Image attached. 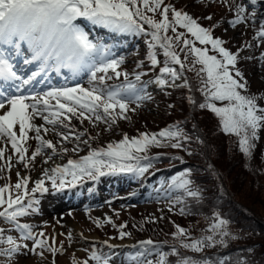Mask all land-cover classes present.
<instances>
[{
    "label": "snow or ice",
    "instance_id": "obj_1",
    "mask_svg": "<svg viewBox=\"0 0 264 264\" xmlns=\"http://www.w3.org/2000/svg\"><path fill=\"white\" fill-rule=\"evenodd\" d=\"M250 3L254 5L257 0H250ZM246 11L244 4H238L236 19L229 23L235 26L254 17V13L246 16ZM147 13L153 15L149 16ZM157 13L160 16L159 20L155 19ZM78 21H86L115 34L144 33L150 36L147 58L151 66L155 68L158 63L154 51L156 48L162 49L165 57V64L160 68V75L155 81L161 86L166 83L163 78L165 76L171 77L174 86L175 81L181 78L185 64L174 48L182 45L180 51L185 52V60L191 55L192 64L202 66L197 74H206V77L201 76L203 87L200 91L204 96V102L199 103V108L207 109L219 117L223 132L235 135L240 151L246 156L250 155L253 147L251 141L257 138L259 128L264 126V108L258 107L255 97L241 94L240 90L246 89V84L234 78L235 76L243 79L241 72L236 68L238 53H230L222 47L224 42L219 38H213L210 30L201 27L192 16L172 8L171 5H165L164 0H0V140L5 144H11L13 155L17 156V162L22 163L24 168L27 169L29 163L40 156L43 149H51L53 154L56 153L54 143L41 135L42 131L46 135L49 129L33 122L37 117L42 119L45 125L50 124L53 127L57 123L68 127L64 121L70 123L73 116L89 122L95 120L115 123L117 119L127 118L125 114L129 103L146 98L140 94L143 88H138L136 83L129 80L128 73L118 71L123 58H112L111 47L91 40L89 33ZM145 24L150 31L145 30ZM177 27L185 29L186 33L195 39L186 38V34L178 32ZM169 30L174 35L169 36ZM254 38L264 40V23L260 25ZM196 41L200 45H210L211 51L218 53L222 59H218L217 55H209L208 47H195ZM24 47L30 58L25 57L23 63L37 66V70L31 71L27 76L18 74L13 63L22 55ZM261 60H264V55ZM169 64L179 65L180 72ZM62 70H67L72 79L87 73L89 87L77 85L53 88L43 93L35 90L36 85L43 83L49 72L60 75ZM191 70L193 69L189 68V71ZM143 74L137 73L135 81L139 82ZM121 76L124 77L123 84L106 83L113 77L119 80ZM181 86H189L186 78ZM216 101H227V104L217 107L214 103ZM188 102L195 104L191 97H188ZM29 132H35V136L30 137ZM56 134L62 140L69 139L67 133ZM80 135L83 133L76 136V139H79ZM29 139L37 142L30 156L27 155L26 146ZM181 139L187 140L188 137L179 125L169 126L158 133H141L136 138L125 135L118 143L91 150L87 156L79 160L70 159L64 166H57L50 171L45 170L43 177L35 182L30 192L29 177H20L14 186L5 184L0 187V208L3 209L0 210V219L10 224L14 231L19 232L22 240L32 241L33 247L29 249L30 251L36 253V250L40 249L38 253L40 255L43 251H49L55 256L62 252V249L54 246V237L52 244H49L43 232L34 235L31 225L19 222L20 218L28 215L30 211L36 212L34 205L39 201L31 194L39 192L43 195L48 191L45 187V178L51 182L53 189L59 191L66 183L74 185L84 176L96 179L107 173L116 172L143 174L152 164V160L146 155L149 148L165 146V141H175L168 146L179 149L182 147ZM0 160L5 161L4 167L11 169L12 157H5V148L2 147ZM141 160L148 163L141 165ZM133 161L135 163H132ZM44 162L47 163V160ZM0 171H3V168H0ZM17 175L19 176V173ZM189 175V172H184L174 177L169 188L182 189L187 196L198 198V191L190 188L192 182L187 178ZM67 176H71L72 179L66 181ZM13 187L16 190L15 196L11 192ZM181 214H184L183 209ZM213 220L208 229L211 233L209 235L192 239L186 229L176 226L173 237L179 241L181 248L193 253H200L205 248H213L218 244L227 247L226 237L236 239L227 230L229 222L219 215ZM95 223L97 227H101L100 220H96ZM103 223L111 224L112 221L106 217ZM124 227L125 225H120L121 229ZM126 235L128 233L120 231L121 239ZM68 238L71 239L70 234ZM21 247L27 245L18 244L12 235H5L4 229H0V256L10 260ZM153 248L157 249L155 264H169L170 255L180 257L175 247L170 252H160L152 240H145L140 242L131 259L135 264H154L153 260L147 259L153 255ZM89 259L95 264H112V257L109 254H98L96 251H92ZM225 259L220 260L219 264H225ZM73 264H88V261L74 260ZM176 264L211 262L206 259L197 261L185 256L178 258Z\"/></svg>",
    "mask_w": 264,
    "mask_h": 264
},
{
    "label": "rangeland",
    "instance_id": "obj_2",
    "mask_svg": "<svg viewBox=\"0 0 264 264\" xmlns=\"http://www.w3.org/2000/svg\"><path fill=\"white\" fill-rule=\"evenodd\" d=\"M233 2L236 3L237 0H233ZM164 3L165 5H171L176 10L187 13L194 19L203 16L208 6L207 0H164ZM242 3L247 9L245 15L251 16L254 13V17L246 19L236 27L229 23L235 14L230 9V15L225 19L221 18L223 29L220 28L218 32L222 31L223 38L229 40L230 44L241 45L242 52L238 56V60L241 58L242 63L240 65H242L241 67L246 73L244 77L242 75V80L234 76L240 83L243 81L246 84V89L241 94L255 97L257 104L264 105V60H261L262 55H264V51H262L264 49V40H259L257 44L255 39H252V30L261 23L258 18L260 12L257 8L259 7L264 11V0L262 2L257 0L255 6L248 4L250 0H243ZM172 35L174 34H170V36ZM123 42L119 41V43ZM130 43L135 45V49L130 50H133V54L130 57L140 59L141 54L145 52V41L131 38ZM259 45L261 47H258ZM181 47L182 45H178L174 48L185 64L180 81L178 80L180 88L176 93H173L172 98L165 105L159 106L155 94L160 86L150 95L143 93L147 89V82H155L157 76H159L157 66L152 69L151 77L146 78L147 75H141L143 81L137 87L143 88V92L140 94L146 98L135 102L134 104L136 105L129 107L130 109L125 114L126 119H117L115 123H106L95 120L89 122L73 116L70 123L69 121H64V124L68 125V127L57 123L55 128L50 129L46 135L43 131L41 132L44 139L51 140L54 143L56 153L52 154L51 152L52 155L45 156L42 152L40 156L29 163L27 169L23 167L22 163L12 159L10 161L12 167L9 170L4 167L5 161H2L0 168H3V171H0V186L5 184L14 186L20 177L26 176L29 177L28 186L32 188L35 186V182L43 177V174L37 177L36 173L44 168L45 160L49 164L58 162L59 166H64L68 160H79L87 156L90 150L98 149L105 143L116 141L125 135L129 138H135L141 133H157L180 122L179 127L188 139L180 140L182 147L179 149L168 146L175 141H165L164 145L166 149L170 147L172 150L186 155L189 164H191L190 174L192 177L190 180L192 187L193 190L198 191L199 197L193 198L190 206L188 205L189 200H186V204L182 207L164 208L152 207L151 205L148 206L150 208L121 211L115 217V225L120 227V225L124 224V229L131 236L149 235L165 239L167 240L166 242L175 245L169 248L170 252L173 247L177 248L176 246L179 243L173 237L176 226L186 229L192 239H199L202 236L211 234L208 229L211 223L214 222L213 218L219 215L229 222L227 230L236 239L226 237L227 247L221 246L217 248L218 244L214 248L217 250L237 248L229 253L236 258L231 262L232 264L240 263L244 261V258H246V262L249 261V263L255 264L258 260H261V256L264 257L262 254L264 248L259 246L263 242L264 231L260 229L258 224L253 223L250 218L245 216L246 213H244L243 209L255 210L262 215L264 214V209L259 205L264 204V131L258 130L257 138L251 141L253 147L250 155H244L239 149L238 138L235 135L223 132L219 117L207 109L199 108V103L204 102V96L200 92V88H202L201 76L206 77V74H197L201 65H193V57L189 59L188 56V59L185 60V52L180 51ZM133 62L131 59L125 60L123 61V66L128 68ZM189 68L193 70L189 71ZM135 72L143 73L144 69L138 70L136 68ZM185 78L189 82V86L195 88L190 96L195 101L194 105L188 102V98L183 97V93L189 87L181 86ZM79 86L89 87L88 82ZM48 90H51V88H43L37 92L43 93ZM215 104L217 107H223L227 102ZM43 125L48 127L50 124L45 125L43 123ZM54 130L60 133H67L69 139L62 140L57 134H52ZM80 133H83V135L76 139V136ZM32 144L33 139H29L26 145L28 147V156L31 155ZM47 150L50 151L51 149ZM5 155L11 156L10 153ZM49 157L51 158L49 159ZM17 173H19V176ZM256 185L262 187V192L260 191L259 194L256 192L259 191L256 190ZM49 186H51L50 181L45 178V187ZM12 190V195H15V188L13 187ZM147 195L153 196L154 193H148ZM41 204L48 208L51 203L43 201ZM97 208L99 207L96 206L94 211L87 214L82 211L74 212L71 215L62 214L59 224L56 225H54L55 220L50 219L48 216L46 220H49L48 227L51 230L45 232L44 236L46 238H55L56 232L68 237L70 234L71 239L68 238L69 245L80 251L78 244L81 237H95V233L88 230L92 228L91 220L98 219L102 222V225H106L108 223H103L104 219L107 217L111 220L114 210H116L112 205L100 209ZM181 209L185 211V216L181 215ZM44 211L48 213V211ZM73 224H75L77 229H74ZM241 246L243 247L241 248ZM136 250L134 247L130 257L120 256L116 259L117 264H133L134 261L131 257L135 255ZM40 251L33 256L21 254L14 255L10 260L4 258L3 263L53 264L51 253L43 251L42 255H40L38 254ZM172 257V262L174 263L182 256ZM231 259L233 258L231 257Z\"/></svg>",
    "mask_w": 264,
    "mask_h": 264
},
{
    "label": "trees",
    "instance_id": "obj_3",
    "mask_svg": "<svg viewBox=\"0 0 264 264\" xmlns=\"http://www.w3.org/2000/svg\"><path fill=\"white\" fill-rule=\"evenodd\" d=\"M189 59H190V55H189ZM203 87V85H202ZM193 89H195L194 87L192 86H189L188 89L183 93V97L184 98H188L191 96V92L193 91ZM201 89V88H200ZM201 92V91H200ZM176 93V92H175ZM202 94V93H201ZM181 124V123H180ZM151 134V133H149ZM153 151L155 153H158V151H163V152H169V151H174L172 150L170 147H168V149L165 148V146H162V147H153ZM170 155H181L185 162H186V167H187V172L191 173V164H189V161L186 157L185 154H182L180 152H177L175 151L174 153L170 154ZM169 156V155H168ZM168 156H165V157H168ZM192 176L191 174L187 177L188 179H190ZM192 185V183L190 184ZM256 190H259V191H256L258 192L257 194H259V192L262 190V187L261 186H257L256 185ZM197 191V190H196ZM262 192V191H261ZM232 203H235V202H232ZM260 207L262 209H264V204H259ZM244 210V213H246V217L250 218V220L253 221V223H256L259 225L260 229L262 231H264V214H260L258 213L257 211L253 210V211H250V210H247L246 208L243 209ZM184 211V210H183ZM185 212V211H184ZM183 216H185L184 214H181ZM156 238V237H155ZM159 244L160 246V249H161V252H169V248L172 247V246H175L173 244H170L168 242H166L167 240L165 239H161V238H158L155 239ZM222 245H218L217 248L221 247ZM261 248L263 247L264 248V239H263V242H261V245H259ZM177 248V251L179 252L180 256L182 257H190L194 260H197V261H202V260H209L211 262V264H219V261L222 260V259H225V264H232L231 262L234 261L236 258H234L232 255H230L229 253L230 252H233L235 249L237 248H228V249H222V250H217L215 249L214 247L213 248H205L202 252L200 253H193L191 251H188V250H184L183 248H181L179 246V243L178 245L176 246ZM243 246H241L242 248ZM263 256H264V251L262 252ZM231 257L233 259H231ZM246 258H244V261L242 262H238L236 264H254L252 262L249 263V261L246 262L245 260ZM168 260H169V264L172 263V264H176V261L173 263L172 260H173V257L170 255L168 257ZM255 264H264V257L261 256V260H258Z\"/></svg>",
    "mask_w": 264,
    "mask_h": 264
},
{
    "label": "bare ground",
    "instance_id": "obj_4",
    "mask_svg": "<svg viewBox=\"0 0 264 264\" xmlns=\"http://www.w3.org/2000/svg\"><path fill=\"white\" fill-rule=\"evenodd\" d=\"M34 122V121H33ZM36 125H38L36 122H34ZM31 133V132H30ZM51 153L47 154L45 153V156H49Z\"/></svg>",
    "mask_w": 264,
    "mask_h": 264
}]
</instances>
